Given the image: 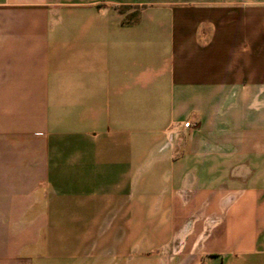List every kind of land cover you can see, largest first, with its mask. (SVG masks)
<instances>
[{
  "label": "crops",
  "instance_id": "1",
  "mask_svg": "<svg viewBox=\"0 0 264 264\" xmlns=\"http://www.w3.org/2000/svg\"><path fill=\"white\" fill-rule=\"evenodd\" d=\"M0 264H264V0H0Z\"/></svg>",
  "mask_w": 264,
  "mask_h": 264
},
{
  "label": "trees",
  "instance_id": "2",
  "mask_svg": "<svg viewBox=\"0 0 264 264\" xmlns=\"http://www.w3.org/2000/svg\"><path fill=\"white\" fill-rule=\"evenodd\" d=\"M131 7H121L120 10L122 13H126L128 10H130ZM141 12L139 10L133 11L132 13L128 14L124 20L123 24H134L137 23L140 20Z\"/></svg>",
  "mask_w": 264,
  "mask_h": 264
},
{
  "label": "built area",
  "instance_id": "3",
  "mask_svg": "<svg viewBox=\"0 0 264 264\" xmlns=\"http://www.w3.org/2000/svg\"><path fill=\"white\" fill-rule=\"evenodd\" d=\"M190 126H191L190 123H186V124H185V127H186V128H189Z\"/></svg>",
  "mask_w": 264,
  "mask_h": 264
}]
</instances>
